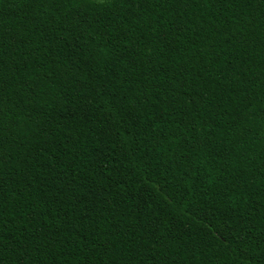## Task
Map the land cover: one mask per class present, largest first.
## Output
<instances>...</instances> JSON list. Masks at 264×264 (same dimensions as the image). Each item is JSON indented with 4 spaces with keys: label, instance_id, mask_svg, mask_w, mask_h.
<instances>
[{
    "label": "trees",
    "instance_id": "1",
    "mask_svg": "<svg viewBox=\"0 0 264 264\" xmlns=\"http://www.w3.org/2000/svg\"><path fill=\"white\" fill-rule=\"evenodd\" d=\"M0 264H264V0H0Z\"/></svg>",
    "mask_w": 264,
    "mask_h": 264
}]
</instances>
